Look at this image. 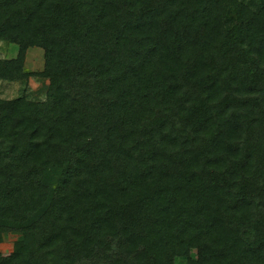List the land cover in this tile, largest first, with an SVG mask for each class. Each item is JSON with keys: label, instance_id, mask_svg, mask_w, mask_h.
Segmentation results:
<instances>
[{"label": "trees", "instance_id": "1", "mask_svg": "<svg viewBox=\"0 0 264 264\" xmlns=\"http://www.w3.org/2000/svg\"><path fill=\"white\" fill-rule=\"evenodd\" d=\"M0 43V264H264V0H0Z\"/></svg>", "mask_w": 264, "mask_h": 264}, {"label": "rangeland", "instance_id": "2", "mask_svg": "<svg viewBox=\"0 0 264 264\" xmlns=\"http://www.w3.org/2000/svg\"><path fill=\"white\" fill-rule=\"evenodd\" d=\"M17 55V47L10 44L0 43V60H10ZM43 51L39 48H31L26 53L24 62L25 73H36L43 70ZM42 84H47V81L42 83L37 78L30 77L28 79L26 93L32 97H36L37 91L41 88ZM23 85L19 82H4L0 80V98L14 99L21 94ZM14 237L5 235L3 242L0 243V253L8 255L12 250Z\"/></svg>", "mask_w": 264, "mask_h": 264}]
</instances>
